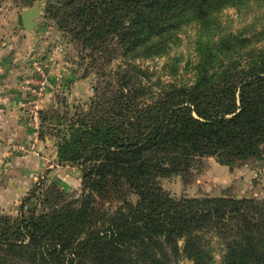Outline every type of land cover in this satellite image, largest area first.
I'll return each mask as SVG.
<instances>
[{"label": "trees", "instance_id": "obj_1", "mask_svg": "<svg viewBox=\"0 0 264 264\" xmlns=\"http://www.w3.org/2000/svg\"><path fill=\"white\" fill-rule=\"evenodd\" d=\"M55 1L79 22L85 48L172 14L179 30L200 25L205 49L191 85L159 97L148 84L123 85L68 119L58 157L81 167L83 194L36 213L24 211L38 200L32 190L19 217L0 212V264H214L217 253L220 264H264V200L175 198L159 182L207 156L234 165L261 153L264 28L218 41L212 0Z\"/></svg>", "mask_w": 264, "mask_h": 264}, {"label": "rangeland", "instance_id": "obj_2", "mask_svg": "<svg viewBox=\"0 0 264 264\" xmlns=\"http://www.w3.org/2000/svg\"><path fill=\"white\" fill-rule=\"evenodd\" d=\"M215 1L212 0V9L219 26L217 40L219 35L228 33L244 32L251 36L264 28V0H242L239 4L221 1L214 5ZM36 6L41 15L35 27L28 30L21 15L25 9ZM67 11V7L55 0H0V62L11 59L17 65H25L27 60L32 63V71L39 76L26 77L25 91H28L27 80L34 87L45 82L39 98L38 130L28 124L32 105L31 98L26 99V125L31 128L32 136L22 143L19 152L42 155L44 151L37 150L38 143H48L49 168L37 176L28 191L34 190L38 200L28 203L24 211H49L52 205L78 199L83 194L81 167L61 162L58 157L57 143L70 122L68 119L91 110L97 99L103 102L113 98L123 85L130 89L148 84L150 95L155 97L175 87L191 85L201 61L199 49L201 52L205 49L198 43L200 25L190 22L179 30L174 26L178 21L172 14L159 16L150 23L141 24L138 19L123 36L114 33L94 47L85 48L76 35L80 24L74 17L66 16ZM159 182L175 198L264 200V144L258 156L234 165L207 156L194 164L188 176L173 174ZM24 197L13 213L1 209L0 212L19 217ZM137 199L136 194H127L128 201L136 203ZM221 260L222 255L217 253L214 264H220ZM179 264L192 263L182 260Z\"/></svg>", "mask_w": 264, "mask_h": 264}, {"label": "crops", "instance_id": "obj_3", "mask_svg": "<svg viewBox=\"0 0 264 264\" xmlns=\"http://www.w3.org/2000/svg\"><path fill=\"white\" fill-rule=\"evenodd\" d=\"M25 63L17 65L11 59L0 62V209L8 213L17 209L37 176L49 168L48 143H38L37 150L44 151L42 155L19 152L21 145L32 136L31 128L26 125L25 106L32 94L24 90V80L32 74L39 76L32 71L34 67L29 60Z\"/></svg>", "mask_w": 264, "mask_h": 264}, {"label": "built area", "instance_id": "obj_4", "mask_svg": "<svg viewBox=\"0 0 264 264\" xmlns=\"http://www.w3.org/2000/svg\"><path fill=\"white\" fill-rule=\"evenodd\" d=\"M26 89L28 90L29 93L32 94V99H31V109H30V118L28 121V124L35 130H38L39 128V98L42 96L44 90H45V82H41L38 84L37 87H34L31 85V81L27 80L26 81Z\"/></svg>", "mask_w": 264, "mask_h": 264}, {"label": "water", "instance_id": "obj_5", "mask_svg": "<svg viewBox=\"0 0 264 264\" xmlns=\"http://www.w3.org/2000/svg\"><path fill=\"white\" fill-rule=\"evenodd\" d=\"M41 15L39 7H33L31 9H25L21 15L23 26L32 30L37 24L36 19Z\"/></svg>", "mask_w": 264, "mask_h": 264}]
</instances>
